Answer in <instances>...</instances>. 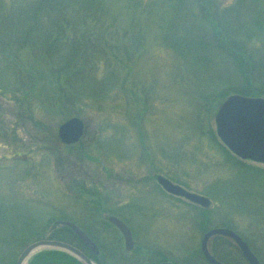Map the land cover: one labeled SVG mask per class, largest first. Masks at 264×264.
<instances>
[{
	"label": "rangeland",
	"instance_id": "rangeland-1",
	"mask_svg": "<svg viewBox=\"0 0 264 264\" xmlns=\"http://www.w3.org/2000/svg\"><path fill=\"white\" fill-rule=\"evenodd\" d=\"M102 1L113 26L83 62L66 44L55 66L0 45V256L70 220L131 264L183 263L215 227L264 260V164L230 151L215 120L231 94L264 97V0ZM189 31L204 45L182 43ZM72 117L86 132L66 145L59 127ZM158 174L211 206L164 192ZM110 215L132 229L131 252Z\"/></svg>",
	"mask_w": 264,
	"mask_h": 264
},
{
	"label": "trees",
	"instance_id": "trees-1",
	"mask_svg": "<svg viewBox=\"0 0 264 264\" xmlns=\"http://www.w3.org/2000/svg\"><path fill=\"white\" fill-rule=\"evenodd\" d=\"M106 9L102 0H0V45L4 47L5 53L10 52L13 56L16 54L14 52L18 50L30 49L33 55L55 66L53 62L59 57V55H56V48L66 44L71 49L70 53L77 54L79 61L83 62L87 57L83 49L87 46L89 47L86 49L91 46L93 48L95 44L103 42L113 26L107 21H102ZM6 11L10 12L8 17L4 16ZM196 28L200 30L198 26L192 30L194 31ZM193 31H189V39L187 36L183 37L182 43L185 41L190 43L198 41L199 43H195L193 46L199 44L203 46V42L199 40L200 37L198 39L193 38L192 34L195 32ZM92 35L96 36L93 37ZM11 45H15L16 48ZM188 48L191 49L189 46ZM10 53L8 54L11 55ZM190 54L192 53L190 52ZM198 55L202 54L197 52L196 56L198 57ZM247 87L246 89L250 88ZM92 237L101 250L100 257L94 259L98 264H104L106 257L105 243L99 242L94 236ZM49 238L75 245L87 255L92 256L89 247L67 226H54ZM219 239L222 243L221 249L215 253L220 261L225 264H249L238 247L229 238L220 237ZM244 239L252 246L251 242L245 237ZM252 249L261 263L264 264L263 257L253 246ZM17 260L18 258H13L7 254L0 256V264H17ZM29 264L82 263L63 251L45 250L34 256ZM128 264H131V261H128ZM179 264L209 263L204 258L201 250H198L193 252L188 260L184 259L183 263Z\"/></svg>",
	"mask_w": 264,
	"mask_h": 264
},
{
	"label": "water",
	"instance_id": "water-1",
	"mask_svg": "<svg viewBox=\"0 0 264 264\" xmlns=\"http://www.w3.org/2000/svg\"><path fill=\"white\" fill-rule=\"evenodd\" d=\"M215 120L219 138L233 153L242 159L264 163V97L232 94L220 106ZM85 130V122L80 117H72L59 127V137L65 144H75L82 139ZM157 180L168 193L184 197L203 207L211 205L208 197L191 192L163 175H158ZM109 220L123 233L126 248L132 250L135 247V241L129 226L116 216H110ZM59 223L70 227L90 249L98 251L95 241L80 226L71 221ZM215 235L232 238L249 264H261L248 243L229 228H214L204 235L202 252L210 264H224L217 260L208 248L210 238ZM46 249L66 252L82 264H96L91 257L74 245L54 239H43L28 245L20 254L17 264H27L33 255Z\"/></svg>",
	"mask_w": 264,
	"mask_h": 264
},
{
	"label": "flooded vegetation",
	"instance_id": "flooded-vegetation-1",
	"mask_svg": "<svg viewBox=\"0 0 264 264\" xmlns=\"http://www.w3.org/2000/svg\"><path fill=\"white\" fill-rule=\"evenodd\" d=\"M157 178V176H156ZM158 183V182H157ZM163 191L168 193L163 187H162ZM169 194V193H168ZM171 195V194H170ZM172 196H175V195H172ZM121 219V218H120ZM123 220V219H122ZM124 222L126 220H123ZM126 223V222H125ZM127 224V223H126ZM112 225V224H111ZM114 226V225H113ZM116 227V226H115ZM116 229L120 232V236L119 237H115L114 236V239L116 242H119L121 244V240L123 238L124 240V247L126 249V252L129 253L131 252L132 250H128L126 248V240H125V237L124 235L122 234L121 230L119 228L116 227ZM220 237H223L221 235H216V236H213L212 238H210L208 244H209V251L211 252V254L217 258L216 256V253L215 252H218L220 249H221V240L219 239ZM212 241V243H211ZM108 241H106L107 243ZM136 243V242H135ZM117 244V243H116ZM114 244V246H110V247H106L105 245V248H106V257H105V264H128V258H127V255L124 253V251L121 249V246L120 245H116ZM137 244V243H136ZM136 247V246H135ZM98 251L95 252L93 250H91L92 252V256L91 258L93 260H95L94 258L95 257H100L101 255V252H100V247L98 245ZM153 256L150 258V260L146 263V264H161V263H174V264H179L177 262H174L172 260H170L169 258L165 259L164 255L162 253H156V254H152ZM205 258V257H204ZM206 259V258H205ZM218 259V258H217ZM96 261V260H95ZM207 261V259H206ZM208 262V261H207ZM209 263V262H208ZM139 264H143V263H139ZM210 264V263H209Z\"/></svg>",
	"mask_w": 264,
	"mask_h": 264
}]
</instances>
